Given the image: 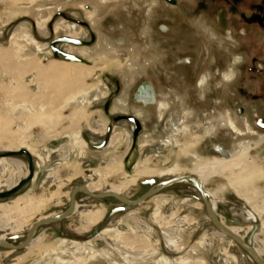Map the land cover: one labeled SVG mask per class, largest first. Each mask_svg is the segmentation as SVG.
Here are the masks:
<instances>
[{"label": "rangeland", "instance_id": "obj_1", "mask_svg": "<svg viewBox=\"0 0 264 264\" xmlns=\"http://www.w3.org/2000/svg\"><path fill=\"white\" fill-rule=\"evenodd\" d=\"M144 4L135 0H0V153L11 150L20 153L0 157V183L11 179L15 186L17 181H26L14 194L0 199V205L19 202L15 212H0V235L4 240L17 244L35 220L64 210L71 189L78 185L85 184L93 192H103L129 180L130 184L119 193L134 199L150 188L147 180L151 179L149 183L155 185L172 178L176 173L174 169L189 174L198 163L222 158L202 159L200 155L210 157L202 142L198 149L194 146L200 155L194 153L195 160L190 162L187 155L193 151L191 146L195 140L187 150L185 143V148L172 146L158 151L162 137L160 122L153 114L148 118L143 108L131 104V95L140 80L153 81L159 101L154 106L155 117L160 118L169 106L165 116L168 121L172 118L170 123L176 124L178 120L174 117L175 111L178 113L180 109L179 95L171 77L180 65L178 61L184 64L189 58L190 74L194 69L198 75H210L216 84L214 93L209 95L214 100H208L205 88L206 100L200 98L196 106L199 121L208 119L217 123L227 111L226 118H230L228 123L232 126L238 101L226 94L222 78L230 69H237L233 63L239 56L238 35L227 39L231 61L226 64L224 32L211 20L200 14L183 18L182 40H173L170 34L161 35L156 25L150 31L152 36L148 37L142 17ZM189 4L190 1H184V9H192ZM88 9L96 12L92 19L94 24L90 21L94 26L88 28L89 33L95 34V40L83 49L63 44L83 57L84 62L55 57L47 45L48 40L56 35H72L75 31L70 27V32L65 31L70 20L59 14L53 15L50 28L49 25L46 28L47 19L55 12H64L84 20ZM156 10L161 8L154 12ZM129 18L135 21L132 27ZM154 18L161 21L156 14ZM117 26L122 31H117ZM185 34L192 36L193 43L187 41ZM190 45H194L193 50ZM109 46L115 50L105 56L104 49ZM123 49L126 57L121 55ZM131 49L134 58H131ZM127 58L135 59L136 64L129 68ZM42 65L54 66L57 76L39 75V66L46 68ZM160 75H165L167 88L163 91L167 96H161ZM239 84H230L231 91ZM113 91L115 95L113 93L104 108L106 98ZM70 95L77 96V102L67 101ZM167 100L172 103L169 105ZM183 107L191 108L187 104ZM212 109L215 112L209 113ZM123 113H136L141 122L133 147L131 124L118 119ZM154 123L156 127L152 130ZM234 126L231 136L237 139L236 144L232 148L228 140L225 143L230 149H225L229 153L230 169L219 166L213 176L205 177V191L211 195L213 208L227 228L235 229L241 236V227H251L249 233L255 232L254 244L264 260L261 222L264 181L258 169H252L246 161L248 146L244 155L240 147L237 148L243 131L235 135ZM176 132L171 128L170 137L166 139L168 142L176 140L178 145V140L185 138L176 139ZM216 133V143L226 141L222 129H217ZM152 138L154 141L149 145L147 139ZM168 142L163 141L164 144ZM212 142L210 140V145ZM182 149L186 150H183L186 155H181ZM23 150L30 153L33 168ZM233 158L237 166L231 164L235 161ZM241 159L244 162H239ZM243 173L249 176L240 177ZM250 214L254 217L242 222L240 218ZM233 218L242 226L231 224ZM222 235L212 225L198 193L188 183L172 184L131 207L113 197L95 199L78 192L72 213L55 223L41 225L29 246L19 250L0 246V264H256L244 249Z\"/></svg>", "mask_w": 264, "mask_h": 264}, {"label": "flooded vegetation", "instance_id": "obj_2", "mask_svg": "<svg viewBox=\"0 0 264 264\" xmlns=\"http://www.w3.org/2000/svg\"><path fill=\"white\" fill-rule=\"evenodd\" d=\"M135 1L146 3L142 7V17L144 18V21H146L145 33L146 34L149 33L148 37L152 36V33L150 31H152L153 26L156 25L155 26L156 30L161 35L165 36V35L170 34L173 40H179L183 38V34H182L183 27L181 24L183 18L194 17V15L200 14V15H203L205 18L211 20V22L213 23L214 26H216V28L224 32L225 45H226V58H225L226 64H230V61H231L230 58H228L229 52L227 53V39L232 40L234 37L233 35L235 34L238 35L239 56L235 57L234 63H233L237 67V69L235 71L230 69L231 71L228 72L225 76H223L222 81L226 85V86L224 85L223 88L226 89V94L227 93L229 94L230 96L229 98L233 97V98H236L238 101V105L234 113L235 117H234L233 124L235 126L233 124L232 126H234L235 128V131H236V133H234L235 135L242 133L241 131H243V134L239 137L240 141L237 144V148L240 147V151H242V154L244 155L245 153L244 150L248 146L247 147L248 157L246 158V161L250 164L249 167H252V169L253 168L258 169L259 176L264 181V0H135ZM184 1H190L189 6H192L193 8L184 9V6H183ZM157 8H161V10L159 11L156 10L154 12V10ZM168 9H170L171 11L169 12ZM95 13L92 14V17H91L92 19ZM118 13L120 12H117V14ZM54 14H59L62 17H65L66 19L70 20V21H67L69 22V24L68 26L65 27V31L70 32L69 30L71 28V31H75V33L73 32L72 35H68V34H61V36L56 35L48 40L47 45H49L55 57L59 56V57L64 58L65 60L66 58L65 54H67V55H73V56L80 58L81 56L75 54L73 52L74 51L73 49L69 50V48L64 47L63 44H65V46H69V47L71 46L77 49L79 48L83 49L87 47L89 43L95 40V34L91 32L89 33L88 31L89 26L90 27L94 26L93 25L94 22L86 18L87 11L85 13L86 15H84V18H85L84 20L77 19L72 16H68L64 12H60V13L55 12L47 19L46 28H48V25H49V28L51 27L53 23L52 20H53ZM77 14H80V12H77ZM154 14L158 15L161 18V21H158L157 18H154ZM172 18H173L172 20L173 23L169 24L171 23ZM125 19L126 18H123L122 20H124L126 24ZM128 20H129L128 21L129 26L132 27L135 24V21L130 18ZM90 21H92L93 24ZM75 28L77 30H75ZM111 28H114V27H111ZM134 28L135 27H133V29ZM116 29L117 31H119L118 29H120V27L117 26ZM82 31L86 33L87 38H85L84 33ZM120 31H122V29H120ZM58 33L60 32H57V34ZM185 36L187 37V41H189V43L190 42L193 43V41L190 39L192 37L191 35L185 34ZM193 47L194 45L189 46L191 50L194 49ZM181 48L183 49V47L180 46V49ZM111 50H115V49L110 46L109 48L106 47L104 49L105 56L110 55ZM131 50H132V55H133L134 51L133 49ZM125 54L126 52L123 49L121 55H124V57H126ZM80 59L85 60L83 57H81ZM130 62L132 65L136 64L135 59H132ZM126 63L128 64L129 61L127 60ZM178 63H180V65H178V67L175 70L176 74L174 77L173 76L171 77L172 79L171 83H174L173 86L178 90V95H179L178 102H179L180 109H178V113L175 111V117H174L178 120L176 124L173 121L171 123L169 122L172 118L169 119V121L167 120V116L165 115L167 114L169 106L165 108L166 106L165 104L163 106V108L165 109L162 111V114H161L162 116L160 118L155 117L153 111H154V106L157 105L156 103L157 89H156V84L149 79L140 80L134 86V90L132 91V95H131V104L138 105L139 107L143 108L145 116H147L148 118H152L151 115L153 114L154 119L160 122L159 126H160L162 137L160 140L158 151L160 150L162 151L165 148L172 147V146H177V147L182 146L183 147L185 143H186V148L185 147L183 148L187 150L188 146L190 144L192 145V140H195L196 143L191 146V150L193 151L187 155V158H190V162L191 160H195V157L193 155L194 153L200 155V153L195 149V147H197L198 149V147H200L202 142L205 143V151L208 153L207 156H210V157H203L202 155H200L202 159L212 158L213 156L222 157L215 150V146H216L215 144L222 145L223 147L220 145L218 146L229 156V153L226 150H230V149L229 147H227V144L225 143H227V140H228V142L232 144L231 147L233 148V146L237 142V139L231 136L232 126H230V124L228 123V121H230V118L229 117L228 119L226 118L227 111L222 113V116H220V120L217 121V123L216 122L214 123L208 119L205 120L204 122L199 121L200 120L199 115L197 114V112H195V111H199V108H196V106L199 104L200 98H202L203 101L206 100L205 99L206 97L204 96L205 88L207 89L208 96L214 93L215 87H216L215 78L213 80L211 79L210 75L208 76L198 75L197 72L194 71V69H192L191 71L192 74H190V70H188L189 68L188 66L189 64L191 65V61L189 60V58L188 60L186 59L184 60V64L180 62V60L178 61ZM213 63L214 61H212V64H211L212 72L213 74H215ZM183 66H187V67L183 68ZM158 78L161 82V89H162L161 96H167L168 94H166L163 91L167 88V86L164 84L165 75H160L158 76ZM146 80L151 85L153 97L150 95L148 86L144 84L147 82ZM232 83H240V84L237 85V87H235V90L231 91L229 86ZM220 87L221 86H219V88ZM144 89L148 90L146 91L148 94L145 96L146 99L150 100V98H153L154 101L151 100V101H148V103L147 102L143 103L142 101L135 99L136 98L135 95L140 93V90H144ZM117 90H118V85H116V91ZM116 91H113L112 95L106 98L104 102V105H106V107L104 108H107V105L109 104L110 100L113 97V93L114 92L116 93ZM196 92H197V95H195ZM210 99L214 100L213 96L212 97L209 96L208 100ZM167 101L169 102V105L172 103L171 100H167ZM184 104L190 105L191 108L185 109L183 107ZM210 112H215V110L212 109L209 111V113ZM118 119L125 120L129 124H131L130 137H131V145L133 147L135 145L137 135L139 134L141 130V122H140L139 116L136 115V113L135 115L133 114L125 115L123 113L121 115H118ZM200 122L202 123L200 124ZM236 126L240 128L241 130H239ZM155 127H156V123H154V127L152 130H154ZM173 127H176V128H173ZM171 128L177 130L175 134V136H177L176 139L185 138L183 141L178 140L179 142L178 145H176L177 143L176 140L175 142H173L172 140L168 142V139H166L170 137ZM217 129L223 130L224 132L223 136L226 138L225 139L226 141L216 143L215 139H217V136H218V133H216ZM194 136L197 137V139ZM200 139L202 140L200 141ZM147 140H148L147 143L149 145H151L152 142L154 141L153 138L147 139ZM210 140L213 141L211 145H210ZM163 141H167L168 143L164 144ZM185 149H182V154H181L182 156L186 155L184 154L186 152L183 153V150ZM227 158L226 159L224 158V160H227ZM242 161L244 162L243 159ZM29 162H30L31 167L33 168L34 165L32 166L31 164L32 162L31 156H30ZM206 162H211V161H206ZM246 169H247V166H246ZM181 172L182 170L179 171L178 173L177 172L174 173L173 176L171 177H176V176H181V175H189L192 177H197L194 173L191 172V170L189 174H185ZM245 174L249 176L248 173H243V176H245ZM169 178L170 177L166 179H169ZM150 180H147V184L149 185V187L154 185V184L152 185V183H149ZM175 183L190 184L193 190H195L199 196V192L197 188L194 185H192L190 181L189 182L188 181L173 182L168 186H171L172 184H175ZM202 187H203V190L205 191V186L202 185ZM231 191H233L234 194L237 195L235 191L233 190V188ZM207 197L209 199V196ZM235 197H238V196H235ZM68 202H69V197H68ZM209 202L211 204L210 199H209ZM263 216H264V212L261 214V217ZM234 219L235 218H233L230 221L231 224L237 225V226L239 224L240 226H242V224L240 223L238 219H235V220ZM240 219L242 220V222L250 221L249 219L245 220L242 217ZM246 228L247 229H243V227L240 228V232L243 231V235L241 236L243 237L242 239L244 241L250 242L249 241L250 237L253 234H255V232L252 231L249 233V230L251 229V227L246 226ZM247 234L250 236L246 237ZM250 244L252 245L253 243L250 242Z\"/></svg>", "mask_w": 264, "mask_h": 264}, {"label": "water", "instance_id": "obj_3", "mask_svg": "<svg viewBox=\"0 0 264 264\" xmlns=\"http://www.w3.org/2000/svg\"><path fill=\"white\" fill-rule=\"evenodd\" d=\"M65 55H66V58H69L70 60L82 61V59L80 60L76 56H70L67 54H65ZM148 89H149L150 95L153 97L152 89L150 87H148ZM124 117H126V116H124ZM23 152L28 156V158L30 160L31 155L29 154V152L27 150H23ZM16 154H19V151H14V150L12 151L11 150L8 152L0 153V157H10L11 155H16ZM29 174H30L29 177H31V174H32L31 173V167H30V173ZM178 181H190V183L197 188V190L199 192L200 199L203 203L205 212H206L208 218L210 219L212 225L220 233L224 234L225 236H228L230 239L233 240V242L235 244H237L242 249H244L256 264H264V261L260 258V256L255 251V248L251 244L244 241L237 234L233 233L231 230H229L226 226H224L222 224V222L217 217L215 211L213 210V208L209 202V199L207 197L206 192L203 190L201 180L197 177H192L189 175H181V176L172 177V178H169V179H166L163 181H159L154 186L148 188L143 194H141L140 196H138L137 198H134V199L127 198L126 196H123L119 193H116V192H113L110 190L103 191V192H93L89 188H87V186H85V185L73 187L71 192H70V195H69L68 205L64 210H62V211H60V212H58L52 216H47V217H43V218L35 220L33 222V224H31V226L28 228L24 239L22 241L18 242L17 244H12L11 242H8L7 240H4L2 238V239H0V246H5L6 248H9L11 250H19V249H22V248L28 246L29 244H31L35 231L41 225L48 224V223H55L59 220L66 218L68 215H70L72 213L73 209L75 208V194L77 192L82 191V192L86 193L88 197L95 198V199H100V198H104V197H113L116 200H118L120 203L124 204L125 206L131 207V206H135V205L143 202L144 200H146L150 196L156 194L161 189L165 188L166 186L170 185L171 183L178 182ZM25 182L26 181H24V180H20L19 182H17V184L15 186L9 188L8 190H3L2 192H0V199L9 197L10 195L14 194L16 191H18L19 189H21L24 186Z\"/></svg>", "mask_w": 264, "mask_h": 264}, {"label": "bare ground", "instance_id": "obj_4", "mask_svg": "<svg viewBox=\"0 0 264 264\" xmlns=\"http://www.w3.org/2000/svg\"><path fill=\"white\" fill-rule=\"evenodd\" d=\"M95 11V9H93V10H89L88 9V11H87V16L88 17H90V19L92 20V14L93 13H95L94 12ZM81 53L82 54H86V52L85 51H81ZM70 56H73V55H70ZM135 57V54H133L132 56H131V58H134ZM81 58V57H80ZM79 58V59H80ZM67 59H69V58H67ZM70 60V59H69ZM81 60V59H80ZM127 60L129 61V63L127 64V66L130 68L131 66H132V64H131V62H130V60L127 58ZM73 61V60H72ZM75 61V60H74ZM75 62H84V60H82V61H75ZM70 63H74V62H70ZM43 67H46V68H41V66H39V75H41L40 73H42L43 75H50V76H57L56 74H57V69L56 68H53L54 66H52V65H47V66H44V65H42ZM50 67V68H49ZM18 69H22V68H18ZM18 72V71H17ZM38 72V71H37ZM146 86H148V87H150L151 88V85L148 83V81L146 82V83H144ZM146 91H148V90H140V93H138V94H136L135 96H136V100H140V101H142L143 103H148V101H151V100H153V98H150V100L149 99H146V95H148L147 94V92ZM72 96V97H71ZM150 96V95H149ZM149 96H147V97H149ZM66 100L68 101H73V102H77V96H73V95H70L69 97H67L66 98ZM154 101V100H153ZM71 103V102H70ZM69 103V104H70ZM156 103H157V105L159 104V101L158 100H156ZM72 104V103H71ZM77 105V104H76ZM143 105V104H142ZM70 106V105H69ZM78 106V105H77ZM80 107H81V105H80ZM121 109H122V107H121ZM173 128H176V127H173ZM83 144V143H82ZM215 150L223 157V158H227V154L218 146V145H216L215 146ZM30 154V153H29ZM234 159V158H233ZM235 160V159H234ZM242 161V159L239 161V162H241ZM233 162V161H232ZM231 162V164H234V165H236L235 163L237 162V160H235L234 161V163H232ZM230 164V165H231ZM37 165V164H36ZM106 165V164H105ZM233 165V166H234ZM219 166H227V169H230V167L228 166V160H224V159H220L219 161H217V160H214V161H211V162H207V163H198L197 165H196V167L191 171L192 173H194L196 176H197V178H199L200 180H201V182H202V185H204V183H205V177H208V176H213L212 174H214L215 173V171L217 170V168L219 167ZM237 166V165H236ZM17 167H19V166H17ZM173 172H179V170H177V169H174L173 170ZM253 174H255V173H253ZM253 174H251V175H253ZM243 177V174L242 175H240V177ZM19 177V176H18ZM244 178V177H243ZM247 178V177H246ZM99 179V178H98ZM18 182V181H17ZM16 182V183H17ZM189 182V181H188ZM15 183V184H16ZM14 184V185H15ZM130 183H129V180H125L124 181V184H122V185H119V186H117V187H113L110 191H113V192H116V193H119L120 191H121V189L125 186V185H129ZM13 186V181L10 179V180H8V179H6V180H4L3 182H1L0 183V192H2L3 190H8L9 188H11ZM206 193H207V196H211L207 191H206ZM120 194V193H119ZM210 201H212V199H210ZM211 204H212V206L214 205L213 204V201L211 202ZM18 206H19V202L18 201H15V202H13V203H10V204H2V205H0V212L1 213H4V212H6V213H8V212H15L17 209H18ZM257 210H260V209H256V211ZM262 211H263V209H261ZM261 212V211H260ZM264 212V211H263ZM263 212H261V214L263 213ZM256 214H257V212H256ZM92 217H93V214L91 215V219H92ZM254 217V215H252V214H250V216L249 217H247V218H245L244 217V219L246 220V219H252ZM261 222L263 223V226H264V216L263 217H261ZM33 224V223H32ZM13 226H14V224H13ZM7 227H9V226H7ZM11 229L13 228L12 226L10 227ZM2 229H4V227L2 228ZM229 230H231L233 233H235V234H237L240 238H242L241 236H240V234H239V232L238 231H236L235 229H233V228H229ZM220 235H222L221 233H220ZM223 237H224V235H222ZM255 235H252L251 237H250V242H252L253 244H252V246L255 248V251L257 252V254L260 256V254L258 253V251L256 250V247H255V244H254V240H255V237H254ZM226 237V236H225ZM228 237V236H227ZM3 237H2V235H0V239H2ZM229 238V237H228ZM230 239V238H229ZM230 240H232V239H230ZM233 241V240H232ZM32 242H33V240H32ZM248 242V241H247ZM250 242H248L249 244H250ZM255 243H256V241H255ZM29 246V245H28ZM25 248V247H24ZM251 258V257H250ZM260 258H261V256H260ZM262 259V258H261ZM263 260V259H262ZM264 261V260H263Z\"/></svg>", "mask_w": 264, "mask_h": 264}, {"label": "crops", "instance_id": "obj_5", "mask_svg": "<svg viewBox=\"0 0 264 264\" xmlns=\"http://www.w3.org/2000/svg\"><path fill=\"white\" fill-rule=\"evenodd\" d=\"M34 240V239H33Z\"/></svg>", "mask_w": 264, "mask_h": 264}]
</instances>
